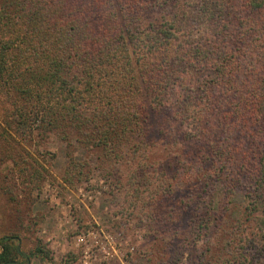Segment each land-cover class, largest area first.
Listing matches in <instances>:
<instances>
[{
    "label": "trees",
    "instance_id": "obj_1",
    "mask_svg": "<svg viewBox=\"0 0 264 264\" xmlns=\"http://www.w3.org/2000/svg\"><path fill=\"white\" fill-rule=\"evenodd\" d=\"M0 79L31 103L24 125L74 136L125 177L121 211L155 218L156 252L166 233L185 235L157 210L177 203L202 231L204 264L264 258V0H0ZM163 161L184 166L189 188L163 183L160 200L137 206ZM217 182L222 198L195 214ZM12 240H0V264L29 259Z\"/></svg>",
    "mask_w": 264,
    "mask_h": 264
},
{
    "label": "rangeland",
    "instance_id": "obj_2",
    "mask_svg": "<svg viewBox=\"0 0 264 264\" xmlns=\"http://www.w3.org/2000/svg\"><path fill=\"white\" fill-rule=\"evenodd\" d=\"M16 94L0 79V240L13 238V243L29 258L26 261L22 257L20 264H81L75 237L86 227L116 236L130 252L131 264L205 263L201 258L205 246L202 231L197 224L190 230L187 213H182L177 203L168 212L162 206L157 210L166 220H173L176 231L179 227L185 235L175 242V239L171 241L170 233H166L161 255L157 256L160 253L156 252L159 246L155 245V218L152 220L140 210L130 209L131 215L121 211L125 208V191L119 188L121 183L125 184V177L119 176L114 167H108L107 162L99 158L102 157L99 149L83 146L74 136L64 140L57 132L45 133L37 125H24L21 109L31 103ZM160 133V129L155 130L160 139L170 140ZM163 163L165 175L163 171L161 174L164 177L153 174L155 193L142 199V203L137 202V206H144L150 199L152 202L160 200V192L164 193L167 182L178 194L189 188L190 174L182 177V164L177 161ZM82 165H85L86 179L75 178L73 185L66 183L67 172L75 174L76 166ZM175 170L178 175L173 178ZM163 183L165 186L161 185ZM222 191L218 182L202 189L196 207L192 206L194 213L206 216L208 204L214 200L217 203ZM126 199L132 200L131 197ZM236 203H243L240 194L236 196ZM174 208L177 209L174 215L180 212L181 218L170 217ZM262 224L264 228V221ZM37 246L47 255H34ZM250 258L252 261L247 264H264L259 254Z\"/></svg>",
    "mask_w": 264,
    "mask_h": 264
},
{
    "label": "built area",
    "instance_id": "obj_3",
    "mask_svg": "<svg viewBox=\"0 0 264 264\" xmlns=\"http://www.w3.org/2000/svg\"><path fill=\"white\" fill-rule=\"evenodd\" d=\"M104 183L101 182L102 185ZM106 188L109 189L108 186ZM75 247L81 264H131L130 252L124 244L113 234L101 229L80 232L75 237Z\"/></svg>",
    "mask_w": 264,
    "mask_h": 264
}]
</instances>
